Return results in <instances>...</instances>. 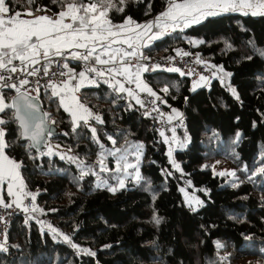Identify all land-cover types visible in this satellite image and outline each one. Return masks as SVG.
<instances>
[{
	"label": "trees",
	"instance_id": "trees-1",
	"mask_svg": "<svg viewBox=\"0 0 264 264\" xmlns=\"http://www.w3.org/2000/svg\"><path fill=\"white\" fill-rule=\"evenodd\" d=\"M12 3L14 11H26L24 0ZM167 3L138 0L129 3L124 13L110 12L109 17L113 24L123 23L125 16L148 22L165 11ZM37 4L51 9V14L60 10L51 0H37ZM253 47L264 48V17L238 12L176 29L143 48L152 58L167 60L178 56L179 49L196 54L213 71L223 66L231 72L230 85L239 96V100L233 97L218 76L192 91V79L179 72L159 68L141 73L143 82L167 101V115L183 118V124L173 128L176 144L171 157L168 142L156 136L155 121L127 93H116L100 77H95L98 86L81 88L80 102L103 120L89 123L97 128L106 149L113 148L108 135L114 137L117 148L143 145L140 174L150 182L151 192L145 190L144 181L127 178L126 187L112 193L96 187L95 175L78 180L81 169L58 155L41 156L31 149V156L37 157L32 159L21 143L6 150L23 161L20 171L26 190L37 193L35 204L44 212L31 213L35 218L27 223L21 216L14 220L7 241L17 243L19 249L15 257L0 251V264H264V176L248 179L264 162V59L254 55ZM165 86L168 94L160 92ZM5 93L10 101L13 92ZM39 100L58 130L48 142L71 149L86 165L97 168L100 148L90 130L81 126L73 131L70 113L58 97L51 96V90ZM172 109L180 115L175 116ZM15 127L8 126L10 143ZM237 132L241 134L238 141ZM108 159L115 166V156ZM245 165L248 172L241 171ZM232 170L236 177L214 175ZM109 180L117 184L110 176ZM181 186H189L201 197L203 206L197 212L187 206ZM154 213L162 218L159 225L152 220ZM48 225L96 255H77ZM217 241L223 245L219 250Z\"/></svg>",
	"mask_w": 264,
	"mask_h": 264
},
{
	"label": "snow or ice",
	"instance_id": "snow-or-ice-1",
	"mask_svg": "<svg viewBox=\"0 0 264 264\" xmlns=\"http://www.w3.org/2000/svg\"><path fill=\"white\" fill-rule=\"evenodd\" d=\"M138 2V0H51L53 5H56L60 10L48 15L47 12L51 9L43 5H38L37 0H24L27 6L25 12L14 11L12 0H0V189L4 185L7 186V196L11 199L5 202L3 191H0V208L9 209L15 206L16 209L28 213L25 223L28 219H34L31 213H43L44 210L35 204L36 195L26 190L22 177L20 175V168L23 161H17L7 154L6 150L12 149L17 143L29 152V158L36 159L30 154L31 149H36L41 156L56 155L55 148L49 143L48 139L53 136V129L50 126L55 124V121L50 120L49 113H42L39 104L40 81L37 80L38 87L33 89L37 94L32 95L31 91H21L24 86L28 85L30 81L27 78L19 79V83L13 82L18 72L26 73L27 76H37L41 69L34 67L40 64L41 60L45 62L42 69L44 76L49 75L50 65L53 63L62 64V68L67 69V72L60 71L52 73L53 76H59L63 79L57 84L53 80H49L44 86L46 89H51V96L58 97L60 105L66 112H69L72 117L73 131L78 127H85L91 132V138L99 148L98 165L99 171L92 169L90 166H85L83 161L77 165L80 167V175L78 180H83L87 175H95L98 183L97 188L105 187L108 191L115 193L120 189L126 187L125 179L116 176V185H109L106 180H100L99 174L102 172H119L128 176H133L137 183L144 181L145 190L151 192L150 182L144 180L138 170V163L136 165L126 162L127 149L115 147L116 140L112 135H108L107 139L111 141L113 148L106 149L104 144L100 141L97 134V128L89 123L90 119H94L97 123L102 124V118L97 114L94 115L91 109L87 108L80 102L79 97L75 95L76 92L84 86V82L98 86L95 77L103 79L104 83L109 86L116 93H127V96L132 97L136 104L141 107L145 102L140 99L136 92L131 88H126L124 81L129 84L134 83L140 92H146L150 96L155 97L152 101L155 104L156 100L161 103H167L166 100L157 92L143 83L141 73L148 72L151 69L146 64H140L139 58L143 57V53L139 51V45L134 41L142 39L147 34L149 40L160 39L169 34V29L175 31L190 27L193 24H199L202 20L208 17L221 15L229 12H241L243 15L262 16L264 17V0H168L165 11L161 12L154 20L148 21L145 24L136 23L131 16H125L123 23L113 24L109 13H124L128 4ZM19 4V0H17ZM33 6L34 11H33ZM43 13L35 15L34 13ZM26 15L30 18H21ZM157 31H153V29ZM193 43H203V41H194ZM115 44L127 45V48L113 47ZM144 46H147L146 44ZM230 48V44H226ZM177 55L188 56L191 53L182 52L177 49ZM252 51L256 57L264 59V48L253 47ZM59 58V59H57ZM132 58H137L136 63L132 62ZM147 60V57H143ZM77 60L85 62V68L76 73L74 69L69 68L68 60ZM174 59V58H173ZM246 59L251 60L253 56H248ZM94 60L95 65L107 66L97 68L95 65L88 66ZM19 62L14 63V62ZM197 63H202L199 56H197ZM29 67L32 70L29 71ZM155 67H159L156 65ZM213 68L217 66L213 65ZM169 72H179L180 75H191V72L185 73L179 68L170 67ZM219 73L223 76L230 77L231 73L224 72L223 66H219ZM90 74H95L91 76ZM122 77L123 80H118L116 77ZM213 77L217 76V71H213ZM110 78V79H109ZM223 86L228 87L231 95L239 100L238 93L235 88L224 81L220 77ZM73 81H78L73 83ZM201 82L207 85L210 81L208 77L200 76L199 81L194 82L192 91L201 86ZM5 89L14 90L16 95L9 101L6 98ZM170 91L168 86L160 90L164 94ZM71 95V103H66V96ZM187 99V98H186ZM131 106V105H130ZM153 111H158L154 108ZM175 116L180 113L176 109H172ZM145 115H151V112L146 111ZM161 115H163L161 113ZM174 117L168 116L171 121ZM82 122V123H81ZM9 125H15V139L10 143L6 137L10 135L8 131ZM173 137L175 140V130L173 129ZM66 134V133H65ZM240 133H236L237 141L240 138ZM160 136L165 137L164 131H160ZM165 142H168V137H165ZM128 143L127 141L125 142ZM181 146H183L181 144ZM47 148L46 152L40 151L41 148ZM59 145L56 146L58 148ZM138 153L142 156V144L135 145ZM71 151V149H69ZM105 153L107 155L115 156L121 153L117 160V167L115 170L108 169L104 165ZM169 157L172 155V149H169ZM61 159H68L70 162H75L78 157L67 156V154H59ZM121 161H125L121 163ZM174 168L180 170V166L174 160H170ZM206 167V166H205ZM134 169V173H129L128 169ZM241 171L248 172L247 166H243ZM171 175V173H168ZM214 175H230L236 177V171L232 170L214 173ZM264 176V162L261 166L256 168L248 176L249 180L253 177ZM191 185V181H187ZM233 187L238 184L233 183ZM180 191L185 192L184 188ZM187 196V193H185ZM31 198V208L23 203L25 198ZM155 195L152 199L155 200ZM187 206L192 212H197L199 207L203 206V201L197 197L187 199ZM51 211H55L52 209ZM152 220L159 225L162 218L154 213ZM4 221V216L0 215V222ZM43 224V221H38ZM49 230L53 234L60 235L65 242L76 250L77 255L81 253L87 256H95L96 253L88 248H83L75 244L71 237L60 233L58 229L48 225ZM55 238V236H54ZM223 245L216 242V248L219 250ZM7 234L6 230L3 240L0 241V251L6 252ZM227 257H219L220 261L226 260Z\"/></svg>",
	"mask_w": 264,
	"mask_h": 264
},
{
	"label": "built area",
	"instance_id": "built-area-1",
	"mask_svg": "<svg viewBox=\"0 0 264 264\" xmlns=\"http://www.w3.org/2000/svg\"><path fill=\"white\" fill-rule=\"evenodd\" d=\"M157 15H159V14H157ZM156 16H154L150 21L154 20ZM153 31H156V29L154 28ZM149 35H151V33ZM142 53H143V57H147L148 59L145 60L143 57H140L139 63L146 64L150 69L164 68L167 70L170 67L179 68V69H181V71H183L185 73L191 72L192 74L187 75V76H189L192 79V81H195V82L199 81V78L201 75L208 77L210 82L207 85H209L215 79V77L212 76L213 70L210 67L209 63L202 60L200 57H199L200 60L203 62L197 63L196 62L197 61V55L194 53H191V55H188V56L178 55V56L173 57L174 59L170 58L167 60L148 57L143 50H142ZM57 59H59V58H57ZM136 61H137V58H132L133 63H136ZM44 65H45V62L43 60H41L40 64H37L34 66L36 68L41 69L40 73L37 76H27L26 73L18 72L17 74H15V76L18 78H14L13 82L18 84L19 79L27 78L30 81V83L28 85L24 86V88H22L21 91H25V90L31 91L32 95L35 96L37 94L33 91V89L38 87V85L36 84V81L39 80L40 81L39 98H40L41 94L43 92L51 90V89H46L44 87L50 79L53 80L57 84L60 82L61 79H63L62 77H59V76H53L52 73H58L60 71L67 72V69L62 68V64L53 63L49 66L50 67L49 75L44 76L43 71H42ZM68 65H69V68L74 69L76 73H79L80 71H82L86 66L85 62H83V61H77V60H71V59L68 60ZM92 65H95L94 60H92L88 66H92ZM156 65H159V67L158 68L155 67ZM95 66L97 68L107 67V66H101V65H95ZM28 70L31 71L32 67H29ZM116 79L123 80V78L119 77V76H117ZM77 82L78 81H73V83H77ZM124 83H125L126 88L133 89L136 92V94L140 97V99H142L145 102L144 106L141 107L142 111L144 113L146 111L151 112V115H147V117H149L155 121L156 133L158 135H160V131H164L165 137H168L169 149L171 148L172 152H173L174 148H175V144H176V139L175 140L172 139V137H173L172 136V129L177 125L178 122H181L183 124V118L182 117H176V118L172 119L171 121H169L168 115L166 112V108H165V103H161L159 100H156L155 104H153L152 101L155 100V97L150 96L146 92H140L139 89L136 88L134 83L129 84L126 81H124ZM201 84H202V86H207V85H204L202 82H201ZM85 85H90V84H88L87 81H85L84 86ZM81 88L78 92L75 93V95L79 98L81 96ZM5 90H8V89H5ZM8 91L13 92V96L16 95L14 90H8ZM66 97L71 99L70 94ZM163 99H164V97H163ZM154 108H157L158 111H153ZM46 113H48V112H46ZM161 113L163 115H161ZM165 137H164V139H165ZM10 199L11 198L4 199V200L7 203V202H9ZM23 203L25 205L29 206V208H31L32 201H31L30 197L25 198ZM0 215L4 216V221L0 222V241H2L5 230H6V234H8L14 220H16V218H18L20 216L26 218L29 214L24 213L23 211L18 210L15 208V206H13V208H9V209L0 208ZM7 247H8V250L6 252L10 256L15 257L17 255V251L19 249L18 244L7 241Z\"/></svg>",
	"mask_w": 264,
	"mask_h": 264
},
{
	"label": "rangeland",
	"instance_id": "rangeland-1",
	"mask_svg": "<svg viewBox=\"0 0 264 264\" xmlns=\"http://www.w3.org/2000/svg\"><path fill=\"white\" fill-rule=\"evenodd\" d=\"M239 11H237V12H229V13H238ZM35 15H41V14H43V13H34ZM47 14L48 15H52L51 13H49V12H47ZM223 14H225V13H223ZM222 15V14H221ZM21 18H25V19H28V18H30V17H28V16H26V15H22V17ZM205 20V19H204ZM204 20H202V21H204ZM135 21V20H134ZM136 23H138V24H145V23H147V22H143V23H139V22H137V21H135ZM181 29H185V28H181ZM156 31H157V29H156ZM172 30L171 29H169V33L171 32ZM147 34H145L143 37H142V39L141 40H139V41H136L135 40V37H133V39H134V41L139 45V51L140 52H142V50H143V48L145 47L144 45L146 44V45H148L149 43H151V41H153V40H149L148 39V37L146 36ZM113 47H123V48H127V45L126 44H124V45H121V44H115V45H113ZM218 68L219 67H217V76L219 77V80H221L220 79V77H223V79H224V81H226V83L227 84H230V81H231V76L230 77H228V76H223V73H219V71H218ZM224 72H226V73H231V72H229V71H224ZM194 82L195 81H192V88H193V84H194ZM144 83V82H143ZM203 86H202V84H201V86L200 87H197L196 88V90L197 89H200V88H202ZM65 102L66 103H68V101L67 100H65ZM91 120V119H90ZM50 123V122H49ZM53 129V128H52ZM53 132H54V130H53ZM53 148H55V151H56V153H58V154H56V155H58L59 157H60V155L59 154H67V156H75V157H78V156H76V155H74L71 151H69V149L68 148H65V147H63V146H60L59 145V147L58 148H56V146L58 145V144H54L53 142H48ZM140 143H137V144H134L133 145V148L132 149H130V148H127V151H126V153H124V155H126V162L127 163H129V164H133V165H136L137 163H138V170H139V172L141 173V165H142V158H143V154H144V147L140 150V151H142V156H140L139 155V153H138V151H137V149H136V147H135V145H139ZM178 146H180V144H178ZM47 151V148L45 147V152ZM121 155V153H117L116 155H115V160H114V162H115V166H110L109 165V159H108V157H110L111 155H107V153H105V157H104V165L108 168V169H111V170H115L116 169V167H117V160H118V158H119V156ZM66 160H68V159H66ZM69 161V160H68ZM80 161H83L84 162V165L85 166H90V165H86V163H85V161L83 160V159H81L80 157H78V159L75 161V162H73L74 164H76V165H78L79 163H80ZM125 161H121V163H124ZM78 167V166H77ZM80 168V167H79ZM91 168L92 169H94V167H92L91 166ZM94 170H96L97 172L99 171V166L97 167V168H95ZM114 171H112V172H109V173H105V172H102V173H100L99 174V178H103L104 180H106L107 181V183L109 184V185H115V183H113V182H110V180H109V176L112 178V179H115L114 177H116V176H120V177H122V178H124L125 179V185H126V181H127V178H130V179H134L135 180V178H134V175L133 176H128V175H126V174H124V173H119V172H115V173H113ZM128 172L129 173H134V169H131V168H129L128 169ZM104 175V176H103ZM103 176V177H102ZM97 178V177H96ZM23 180V179H22ZM116 181V180H115ZM97 183H98V180H97ZM181 188H184L185 189V192H182V194H183V199H184V201L186 202L187 201V199L188 198H191V197H197V198H199L200 200H201V197L199 196V195H196L195 193H194V191H192V190H190L189 189V186H181L180 187V189ZM32 193H34V194H37L36 192H32ZM185 193H187V196H186V194ZM187 203V202H186Z\"/></svg>",
	"mask_w": 264,
	"mask_h": 264
},
{
	"label": "crops",
	"instance_id": "crops-1",
	"mask_svg": "<svg viewBox=\"0 0 264 264\" xmlns=\"http://www.w3.org/2000/svg\"><path fill=\"white\" fill-rule=\"evenodd\" d=\"M149 34L150 33H147V37H149ZM14 63H19L18 61L17 62H14ZM141 79H142V76H141ZM142 81H143V79H142ZM65 100H67L68 101V103H71V99L70 98H68V97H66V99ZM20 175H21V171H20ZM21 177H22V175H21ZM0 191H3V194H4V199H9L10 197H8L7 196V186L6 185H4L3 187H2V189H0Z\"/></svg>",
	"mask_w": 264,
	"mask_h": 264
},
{
	"label": "water",
	"instance_id": "water-1",
	"mask_svg": "<svg viewBox=\"0 0 264 264\" xmlns=\"http://www.w3.org/2000/svg\"><path fill=\"white\" fill-rule=\"evenodd\" d=\"M15 96V95H14ZM122 96V95H121ZM39 104H40V107H41V111H42V113H46L45 112V110H44V108H43V106H42V103L40 102V100H39ZM50 126L53 128V130H54V134L53 135H55V134H57L58 133V130L56 129V127L54 126V125H51L50 124ZM156 136H157V133H156ZM43 148H41L40 150H42Z\"/></svg>",
	"mask_w": 264,
	"mask_h": 264
},
{
	"label": "clouds",
	"instance_id": "clouds-1",
	"mask_svg": "<svg viewBox=\"0 0 264 264\" xmlns=\"http://www.w3.org/2000/svg\"><path fill=\"white\" fill-rule=\"evenodd\" d=\"M158 135V134H157Z\"/></svg>",
	"mask_w": 264,
	"mask_h": 264
}]
</instances>
